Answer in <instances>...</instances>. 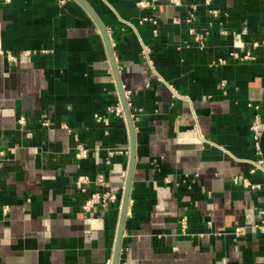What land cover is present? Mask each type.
Wrapping results in <instances>:
<instances>
[{"label":"crops","instance_id":"obj_1","mask_svg":"<svg viewBox=\"0 0 264 264\" xmlns=\"http://www.w3.org/2000/svg\"><path fill=\"white\" fill-rule=\"evenodd\" d=\"M82 1L107 30L123 92L78 0H0V44L16 57L0 55V264H113L131 165L127 90L135 150L117 264H264L254 227L264 177L247 162L248 103L264 118V0ZM192 5L202 43L184 21ZM117 102L124 117L107 111ZM260 143L264 159V132ZM100 171L118 199L83 211L75 177ZM238 174L259 187L234 184Z\"/></svg>","mask_w":264,"mask_h":264},{"label":"built area","instance_id":"obj_2","mask_svg":"<svg viewBox=\"0 0 264 264\" xmlns=\"http://www.w3.org/2000/svg\"><path fill=\"white\" fill-rule=\"evenodd\" d=\"M5 1L8 2L10 0H5ZM62 1H65V0H61V2ZM206 1H209V0H206ZM170 2L175 5L181 4L180 0H170ZM137 5L143 7L147 5V2L145 0H138ZM194 9H195V6L192 5L187 16L184 18V21L188 24V32L194 36L195 40H197L199 43H202L204 33L196 30V27L194 26V20H195ZM210 12L213 15L217 14L216 9H210ZM151 21L153 23H156L155 20L151 19ZM174 21L178 22L179 18H175ZM141 53L146 59L149 60V50L146 46L142 47ZM0 55H4L10 61H16V57L11 52L4 50L1 44H0ZM231 55L233 57L240 58V59H248L251 57L248 53H244L243 55L240 56L235 51L232 52ZM217 61L222 62L223 60L218 59ZM124 94H125V99L127 100L129 91L128 90L124 91ZM248 105L252 108L249 130H250L251 139H252L253 146H254V153H255V156L253 158L247 159V162L249 163L248 172L250 174L259 172L264 177V159L261 156L262 150H261V143H260L261 136L264 132V118L259 111L258 103L249 102ZM107 111L116 116L124 117V110H123L122 105L119 102L109 105L107 107ZM95 118L96 120L102 121L104 123L108 122L107 118L100 114H95ZM24 123H25V118L23 116H20L17 119V125L21 128L24 125ZM41 124L43 126H48L50 124L49 117L46 114L42 115ZM63 126L66 127L64 124ZM30 134H31L30 132H26V136H30ZM122 151L123 149L121 148H115V149L108 150L105 162L108 163L109 158L111 156H113L116 153L122 152ZM1 154H3V151H0V155ZM86 155H87V148H85L81 144H78L76 156L78 158H83ZM232 182L234 184H241L243 187H249L252 189L259 187V184L252 183L249 180V178L243 174H238L234 176L232 178ZM74 183H75L76 188L79 190V192L87 194L86 198L84 199L82 203L83 211L90 212L95 206H98V205L107 206L109 203H113L118 199L119 188L114 187V186H107L105 175L101 171L97 172L93 178L86 174H79L75 177ZM89 185H94L97 188L93 191H89L88 190ZM4 210H6V206H4ZM180 223H181V231L183 233H186L187 231L186 218L182 217ZM254 227L260 232H264V220H261L257 222L256 224H254ZM245 230H246V227L244 225H237L233 228L232 233L235 236H240L245 232Z\"/></svg>","mask_w":264,"mask_h":264},{"label":"water","instance_id":"obj_3","mask_svg":"<svg viewBox=\"0 0 264 264\" xmlns=\"http://www.w3.org/2000/svg\"><path fill=\"white\" fill-rule=\"evenodd\" d=\"M81 4H83L88 11L90 12L91 16L94 18V20L96 21L108 48V53L110 56V60L112 62V66L116 75V79L120 88V91L123 92L122 86L120 84L119 78H118V71H117V66L115 64V58H114V54H113V48L111 45V41L109 38V35L107 33V30L105 28V26L98 20V18L95 16L94 12L91 11L82 0H78ZM122 103L124 106V110H125V115L129 124V129H130V133H131V165L128 171V175H127V179H126V183H125V187H124V194H123V200H122V206H121V214H120V221H119V227H118V233H117V242H116V250H115V256H114V262L113 264H117V259H118V250L120 247V240H121V234H122V230H123V225H124V220H125V213H126V209H127V204H128V199H129V190H130V183H131V175H132V170H133V161H134V150H135V138H134V128H133V124L131 121V117H130V113H129V109L127 107L126 104V100L124 99L123 95H122Z\"/></svg>","mask_w":264,"mask_h":264}]
</instances>
